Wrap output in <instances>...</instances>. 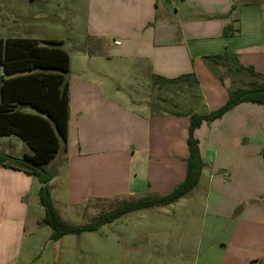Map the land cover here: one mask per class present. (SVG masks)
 I'll list each match as a JSON object with an SVG mask.
<instances>
[{"label": "crops", "instance_id": "obj_1", "mask_svg": "<svg viewBox=\"0 0 264 264\" xmlns=\"http://www.w3.org/2000/svg\"><path fill=\"white\" fill-rule=\"evenodd\" d=\"M68 2L67 38L6 39L60 42L69 57L67 141L50 162L48 186L62 221L79 226L125 203L169 194L185 179L189 116L218 110L232 90L264 86V1ZM10 137L19 139L0 136L11 157L32 154ZM194 138L203 162L198 185L156 208L165 215V208H185L186 223L203 209L201 264H264V105L240 104L202 122ZM39 188L36 178L0 167V216L16 211L0 264L40 262L17 248L24 202Z\"/></svg>", "mask_w": 264, "mask_h": 264}, {"label": "trees", "instance_id": "obj_2", "mask_svg": "<svg viewBox=\"0 0 264 264\" xmlns=\"http://www.w3.org/2000/svg\"><path fill=\"white\" fill-rule=\"evenodd\" d=\"M227 30L224 36H227ZM38 42L25 39L0 38V136H17L32 151L21 158L0 155V167L23 172L40 183L39 204L44 216L38 224L52 230L50 240L59 241L66 235H81L98 231L132 212L176 203L192 192L198 185L203 169L198 142L194 131L202 122L220 119L234 107L250 103L264 105V86L238 88L229 92L226 103L218 110L205 116L191 114L186 145L185 179L165 196L146 197L125 203L99 215L92 222L72 226L59 217L53 207L48 183L53 176L45 167L67 141L68 96L63 74L68 72L69 57L59 46L60 42ZM22 106L32 108L36 113L21 110ZM264 162V146L261 153Z\"/></svg>", "mask_w": 264, "mask_h": 264}, {"label": "rangeland", "instance_id": "obj_3", "mask_svg": "<svg viewBox=\"0 0 264 264\" xmlns=\"http://www.w3.org/2000/svg\"><path fill=\"white\" fill-rule=\"evenodd\" d=\"M241 1L247 5L251 0ZM69 4L68 0H0V37L67 38L71 18L65 8ZM7 141L0 138V154L12 156L13 150L8 147ZM9 141L22 143L15 137H10ZM13 148L15 152H21L17 145ZM50 165L45 167L48 172L53 170ZM27 197L22 243L17 248L23 252L32 251L34 261H40L37 264H201V254H197L204 217L201 207L194 213L193 221L188 223L184 220L185 208H165L169 215L155 208L145 211L143 217L139 214L125 215L96 232L66 235L52 242L51 229L38 224L44 215L38 192L33 189ZM105 209H98L97 212ZM13 213L16 211L5 210L0 216V250L10 248L6 235L15 228L11 223ZM174 213L179 215L177 221L170 217ZM20 261L28 260L22 258Z\"/></svg>", "mask_w": 264, "mask_h": 264}, {"label": "built area", "instance_id": "obj_4", "mask_svg": "<svg viewBox=\"0 0 264 264\" xmlns=\"http://www.w3.org/2000/svg\"><path fill=\"white\" fill-rule=\"evenodd\" d=\"M118 44V43H117Z\"/></svg>", "mask_w": 264, "mask_h": 264}]
</instances>
